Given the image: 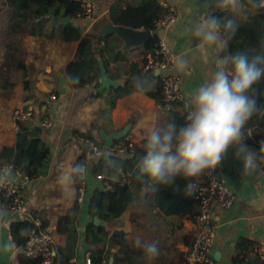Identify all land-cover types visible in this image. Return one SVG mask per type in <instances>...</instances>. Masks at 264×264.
Segmentation results:
<instances>
[{
  "label": "crops",
  "instance_id": "0c3cea01",
  "mask_svg": "<svg viewBox=\"0 0 264 264\" xmlns=\"http://www.w3.org/2000/svg\"><path fill=\"white\" fill-rule=\"evenodd\" d=\"M4 1L0 0V62L4 53L1 41L8 27V9L4 6ZM88 1L96 7L95 18L70 19V22L77 25L83 33L90 31L96 19L108 15L113 4L121 8L127 5H138L142 0ZM170 2L179 8L180 16L169 28L159 31L157 36L170 48L175 60L178 56L194 58L191 67L187 70H178L174 61L168 71L180 78L182 95V101L172 109L184 115L190 94L198 87L202 79L214 70L210 62L213 53L199 45L198 41L191 36L190 24L193 19L218 11L215 0H170ZM24 47L26 79L34 84L35 91L41 96L35 99L29 97L21 85L14 88L9 101L0 96V118L8 128L6 132L2 128L0 150L3 147H12L15 143L17 129L11 119L15 109H29L34 112L30 128L39 125L41 119L47 114L52 116V128L43 131L44 140L52 153L51 163L45 176L23 181L21 196L26 217L33 220L35 224H47L46 229L52 235L59 249V255L63 253L65 237L56 232V223L76 202L74 182L61 183L60 177L70 171L84 148V141L71 138V132L77 130L81 133H89L95 142L104 148L99 135L100 131L109 135L126 130L124 139L133 147L143 149L146 130L168 118L155 99L145 94L156 91L161 73L158 71L144 73L142 83L145 85V90L137 89L117 99L109 115L103 118V111L107 107L104 93L97 95L96 90L90 86L75 90L65 79L63 71L73 58L76 47L74 43L56 44L35 41L27 37ZM149 58V54L135 48L126 54L125 60L119 65L128 74L131 65H140ZM114 67L115 64L111 63L112 72ZM123 79L117 80L118 86H123ZM51 95L54 96L53 100L49 99ZM100 154L101 150L87 167V185L84 201L80 205L81 216L77 227L79 241L70 264H85L88 257L90 248L84 241V229L90 221L94 224V219L91 220L88 217L87 207L94 192L105 191L103 181L92 175V165ZM137 171L136 168L125 176L132 195L129 208L112 224L99 221L96 226L104 227L110 234L124 232L126 239L130 242L136 243L139 239L142 242L157 243L160 249L158 257L152 259L146 257L143 252L137 258L140 263L185 264L183 253L191 245L196 233L195 217L190 214L165 217L154 206L153 193H145L141 190L142 185L137 179ZM218 171L228 189L234 194L235 201L228 210L222 209L218 204L211 207L214 222L213 256L221 264H231L235 257L242 259L241 264H258L255 260L257 251H264V177L260 169L251 174L244 171L239 162L232 158L231 152L218 167ZM206 173L194 182H205ZM194 212L196 214V207ZM12 219L0 214V264H16V254L20 253L12 247L6 230L7 224ZM117 251L118 248L105 249L109 255L105 264H114Z\"/></svg>",
  "mask_w": 264,
  "mask_h": 264
},
{
  "label": "trees",
  "instance_id": "16d2710c",
  "mask_svg": "<svg viewBox=\"0 0 264 264\" xmlns=\"http://www.w3.org/2000/svg\"><path fill=\"white\" fill-rule=\"evenodd\" d=\"M120 2L121 0H113ZM4 6L8 9V27L5 35L6 42L3 44L4 53L0 62V96L9 99L14 88L21 85L28 96L35 99L41 96L35 91L34 84L26 79V67L24 65L26 51L23 39L31 37L35 41L51 42L60 44L76 45L73 58L64 69L66 81L75 90L90 86L96 90L97 95L104 93L106 109L103 118L108 116L117 99L129 95L140 89L145 90L142 83L144 73L139 64L131 65L126 74L119 65L125 60L130 51L121 50V41L114 35L102 36L92 31H83L70 19L83 18L80 4L72 0H5ZM158 0H142L138 5H127L119 8L112 5L108 11V18L115 25L129 27L132 29H144L152 32L150 41L140 47L145 54L154 56L157 47L158 36L154 32L153 22L165 14ZM219 16L226 13L217 12ZM56 19L54 22L53 20ZM239 26L236 36L230 43V51L235 52L243 49L264 50V9L246 7L243 13L236 17ZM99 59L102 62L106 76L112 81L123 79V86L106 89L99 84L100 69ZM115 64L114 72L110 70V64ZM144 63V62H143ZM260 102L264 103V81L259 85ZM155 99L159 106L163 107L160 78L154 93H145ZM44 97V96H43ZM45 100V97L43 98ZM178 104V103H176ZM174 104L173 106H175ZM167 117L174 116L178 123H183L185 116L174 111L172 108L165 111ZM44 118V117H43ZM42 118V119H43ZM41 119V120H42ZM249 125L254 128L256 137L264 139V119L253 117ZM44 130L39 125L31 128L22 122L17 123L15 143L12 147H3L0 150V167L12 164L14 168L22 172L26 179L34 180L45 176L52 159V153L44 140ZM71 138L90 141L95 144L101 154L92 165V175L102 177L111 187L105 191H96L92 194L87 207V215L92 220L98 218L100 221L112 224L129 208L132 195L128 185H123L121 179L137 168V162L143 155L142 149L133 147L128 149L125 155H119L114 145L110 149L102 148L89 133H81L77 130L71 132ZM124 140V138L120 139ZM119 141V140H118ZM85 152L83 148L82 154ZM80 155L75 164L80 163ZM122 168V172L118 169ZM75 187L80 182L79 177L73 181ZM185 181L177 179L175 187H162L153 193L154 206L165 216H182L190 214L195 217V202L193 195L184 192ZM81 216L80 205L76 202L65 216L56 223V232L65 237V246L57 259L60 264H70L75 256L79 241L78 221ZM36 227L33 220L29 218L11 220L7 226V234L14 249L24 246L27 234ZM46 223L41 224L45 229ZM84 241L89 246L88 259L90 264H105L108 253L106 248H118L114 257V264H143L137 261L143 254V249L137 247L135 242L126 239L124 232L110 234L104 227L96 226L90 221L84 229ZM258 264H264L259 255L256 259ZM23 253L16 254V264H33ZM242 259L235 257L231 264H241Z\"/></svg>",
  "mask_w": 264,
  "mask_h": 264
},
{
  "label": "clouds",
  "instance_id": "9594fccd",
  "mask_svg": "<svg viewBox=\"0 0 264 264\" xmlns=\"http://www.w3.org/2000/svg\"><path fill=\"white\" fill-rule=\"evenodd\" d=\"M218 12L193 19L189 31L199 45L210 50L213 71L206 75L190 94L183 123L174 116L149 127L144 136L143 155L137 162V179L145 193H156L162 187H175L184 180V192L191 195L194 182L205 172L220 167L231 152L241 168L256 172L264 163V141L253 148L250 121L264 119L259 85L264 81V50L230 51L236 36L238 17L246 7L264 9V0H215ZM194 58L178 56V70H187ZM264 131V129H261ZM13 166L0 168V185L12 182ZM118 171H123L122 168ZM85 174V165L77 163L62 174L61 183L74 181ZM146 257L155 259L160 249L155 242H142Z\"/></svg>",
  "mask_w": 264,
  "mask_h": 264
},
{
  "label": "built area",
  "instance_id": "2783aa9c",
  "mask_svg": "<svg viewBox=\"0 0 264 264\" xmlns=\"http://www.w3.org/2000/svg\"><path fill=\"white\" fill-rule=\"evenodd\" d=\"M80 4L82 13L81 15L88 20L95 18L96 7L88 0H72ZM160 6L165 9V14L153 22L154 32L157 34L159 31L169 28L173 25L180 16L179 8L170 2V0H158ZM175 61V57L170 48L162 39H158L157 47L154 50V56L139 65L142 73L158 71L160 75L161 95L164 111L170 110L174 104L182 101L180 92V78L177 75L170 74L168 71L171 69ZM50 100L54 96L49 97ZM34 112L26 109H15L12 112L11 119L15 129L17 123L26 120H33ZM33 122V121H32ZM39 126L43 130H49L53 126V118L50 114L39 122ZM251 129V137L247 143L253 148H258L260 142L264 141L263 138H257L253 127ZM133 146L124 140H119L114 145L115 151L119 155H125L128 149ZM85 152L82 155L80 163L85 165V174L79 177L80 182L76 188V203L81 205L84 201V195L87 185V167L95 156L99 153L98 147L90 141H84ZM12 164L2 165L0 168L7 169ZM13 166V165H12ZM264 177V163L259 167ZM13 176L12 182L0 185V214L5 217L13 218L12 220H19L27 218L24 210V202L21 196L23 181L26 180L24 174L12 168ZM103 181V178L96 177ZM121 183L127 185V179L122 177ZM197 187L192 193L196 207V233L191 245L183 253V260L185 264H221L214 258L212 252V245L214 239V222L211 214V207L218 204L222 209L228 210L233 206L235 201L234 194L228 189L225 181L221 178L218 168L215 170L207 171L206 180L202 183H196ZM105 190L111 187L107 182H103ZM36 227L32 229L26 236V242L23 247L17 249L20 253L28 256L30 260H34L33 264H60L57 259L59 249L56 246L54 239L50 232L45 228L42 229L40 224H35ZM259 257L264 260V251H257ZM85 264H90L88 258Z\"/></svg>",
  "mask_w": 264,
  "mask_h": 264
},
{
  "label": "water",
  "instance_id": "95a60500",
  "mask_svg": "<svg viewBox=\"0 0 264 264\" xmlns=\"http://www.w3.org/2000/svg\"><path fill=\"white\" fill-rule=\"evenodd\" d=\"M54 22L56 19L53 20ZM90 31L102 35H114L121 41V50L129 51L135 48H140L146 45L152 38V32L150 30L144 29H132L129 27L119 26L113 24V22L108 18V15L99 17L96 19L90 28ZM99 69H100V78L99 84L109 89L110 87H118L117 81H112L107 78L104 67L101 60L99 59ZM26 127L30 128L32 125L31 120H26L22 122ZM127 131L122 130L112 134L107 135L106 133L100 131V139L103 143L104 148L110 149L115 141H118L125 137ZM100 220L94 218V224L98 225Z\"/></svg>",
  "mask_w": 264,
  "mask_h": 264
},
{
  "label": "rangeland",
  "instance_id": "374dc122",
  "mask_svg": "<svg viewBox=\"0 0 264 264\" xmlns=\"http://www.w3.org/2000/svg\"><path fill=\"white\" fill-rule=\"evenodd\" d=\"M83 17V16H82ZM84 18V17H83ZM85 19V18H84ZM26 38L27 37H25L24 39H23V41H24V45H25V42H26ZM7 40H6V38L4 37L3 39H2V46H3V44L6 42ZM57 44V43H56ZM3 57V55L1 56V58ZM8 101L10 100V99H7ZM2 128H3V130H4V132H6V130L8 129V128H6V126L4 125V123H3V120L0 118V134H1V132H3V130H2Z\"/></svg>",
  "mask_w": 264,
  "mask_h": 264
}]
</instances>
